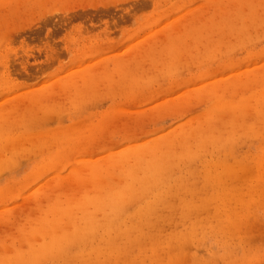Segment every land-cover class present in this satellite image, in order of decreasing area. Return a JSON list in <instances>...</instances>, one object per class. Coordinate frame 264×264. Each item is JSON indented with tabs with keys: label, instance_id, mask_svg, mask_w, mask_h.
<instances>
[{
	"label": "rangeland",
	"instance_id": "rangeland-1",
	"mask_svg": "<svg viewBox=\"0 0 264 264\" xmlns=\"http://www.w3.org/2000/svg\"><path fill=\"white\" fill-rule=\"evenodd\" d=\"M263 91L264 0H0V264H264Z\"/></svg>",
	"mask_w": 264,
	"mask_h": 264
},
{
	"label": "bare ground",
	"instance_id": "bare-ground-1",
	"mask_svg": "<svg viewBox=\"0 0 264 264\" xmlns=\"http://www.w3.org/2000/svg\"><path fill=\"white\" fill-rule=\"evenodd\" d=\"M259 95H260V93H259ZM257 97H258V95H257ZM259 97H260V96H259ZM261 97H262V98L264 97V91H263V93L261 94ZM249 99H250V98H249ZM249 99H248V100H249ZM258 99H260V98H257V100H258ZM263 99H264V98H263ZM224 100H227V98H224ZM228 100H229V99H228ZM248 100H247V101H248ZM258 101H259V103H260V100H258ZM262 101H263V100H262ZM262 101H261V102H262ZM224 102H225V101H223L222 104H223ZM219 103H220V102H219ZM236 103H237V102H236ZM243 103H244V102H243ZM225 104H226V102H225ZM231 104H232V103H231ZM233 104H234V103H233ZM237 104H238V103H237ZM214 111H215V110H214ZM185 142H186V141H185ZM110 159H112V158H110ZM110 159H109V160H110ZM119 159H120V157H119L118 159H117V158L113 159V160L111 161V164H110V165L113 167L114 163H117V162L119 161ZM103 164H104V163H102V164L98 163L96 167H98V166H100V165H103ZM106 164H107V162H106ZM106 164H104L103 166H106ZM99 168H101V167H99ZM96 178H97V177H96ZM99 179H100V182H99V183H101V182H102V178L100 177ZM104 201H105V198H104L103 200H101L99 203H102V202H104ZM104 206H105V204H102V205L100 206V208H103ZM147 208H148V207H147ZM147 208H146V209H147ZM71 214H72V213H71ZM71 214H69V215L67 214V215H68L67 219H68L70 216H72ZM93 218H94V217H93ZM93 218H92V219H93ZM115 220H116V219H115ZM111 222H112V221H111ZM84 224H85V223H84ZM109 224H110V223H109ZM91 226H92V225H91ZM97 226H98V225H97ZM105 226H107V225H105ZM108 226H109V225H108ZM98 227H99V226H98ZM85 228H86V227H85ZM100 228H101V226H100ZM71 229H72V228H71ZM69 230H70V229H69ZM95 230H96V228H95ZM67 231H68V230H67ZM115 231H116V230H115ZM54 232H55V231H54ZM56 232H57V231H56ZM61 232H63V231H61ZM108 232H109V231H108ZM66 233H67V232H66ZM113 233H114V232H113ZM67 234H68V233H67ZM72 234H74V233H72ZM96 234H97V232H96ZM60 235H61V234H60ZM69 236H70V235H69ZM75 237H76V236H75ZM63 238H64V237H63ZM86 238H87V237H86ZM73 239H74V238H73ZM80 240H81V239H80ZM65 241H66V240H65ZM65 241H64V242H65ZM46 242H47V241H46ZM47 243H48V242H47ZM57 244H58V243H57ZM63 244H64V243H63ZM43 245H44V244H43ZM60 247H61V246H60ZM102 254H103V253H102ZM102 254H101V255H102Z\"/></svg>",
	"mask_w": 264,
	"mask_h": 264
}]
</instances>
